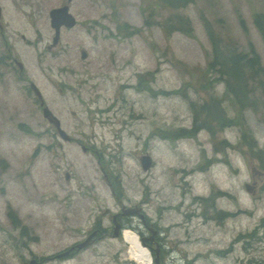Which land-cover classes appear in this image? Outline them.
I'll return each instance as SVG.
<instances>
[{
  "label": "rangeland",
  "instance_id": "obj_1",
  "mask_svg": "<svg viewBox=\"0 0 264 264\" xmlns=\"http://www.w3.org/2000/svg\"><path fill=\"white\" fill-rule=\"evenodd\" d=\"M66 3L0 0V220L10 205L34 227L42 264H143L125 237L142 239L148 224L173 250L159 264H264V164L242 137L264 152V109L238 112L227 97L220 116L230 125L214 122L213 132L193 108L226 91L209 69L207 24L245 53L253 46L264 68L253 18L264 0H194L178 10L157 0H73L77 24L63 27L54 46L50 11ZM176 11L191 19L192 35L162 27ZM31 82L78 142L55 134ZM195 118L205 129L186 135ZM122 205L143 214L126 215L124 239L111 229ZM97 225L109 234L66 260L53 257ZM2 241L0 230V264H23Z\"/></svg>",
  "mask_w": 264,
  "mask_h": 264
},
{
  "label": "trees",
  "instance_id": "obj_2",
  "mask_svg": "<svg viewBox=\"0 0 264 264\" xmlns=\"http://www.w3.org/2000/svg\"><path fill=\"white\" fill-rule=\"evenodd\" d=\"M157 2L164 7L178 10L182 7H186L194 2V0H157ZM253 18L254 24L264 41V12L256 11ZM161 25L170 34L175 31H182L192 35L194 31L191 19L186 15L177 13V11L172 12L167 18H165ZM242 25L245 28L244 22H242ZM207 28L213 44V55L212 60L209 62V69L215 66L214 68L219 73L216 80L225 83L226 96L231 98L233 104L238 108V112L246 109H252L256 112L262 111L264 109V98L262 97V95H264V68L260 55L253 46H251V51L249 53L243 52L232 40H224L217 34L215 35L214 30L209 24H207ZM211 99L212 97L209 99V102L214 103L220 110L219 114L223 116V99ZM193 108L196 115L200 116V119H205V122L201 124V127H207L208 125L212 128L211 131L214 132L215 129L213 125L215 124L214 122H216L218 123V130H221L222 116L217 115L211 108L203 110L202 108H197L195 105ZM197 123L198 120L196 119V128H194V130L190 129L189 131H182H186V135H195V132H197L198 129ZM242 137L244 140L249 141L248 144L251 147V151L264 164V152L262 149H256V145H254L252 141L254 138L247 132H243ZM154 255L156 257V254Z\"/></svg>",
  "mask_w": 264,
  "mask_h": 264
},
{
  "label": "flooded vegetation",
  "instance_id": "obj_3",
  "mask_svg": "<svg viewBox=\"0 0 264 264\" xmlns=\"http://www.w3.org/2000/svg\"><path fill=\"white\" fill-rule=\"evenodd\" d=\"M70 3L71 2H68V0H67V3L64 5H69ZM64 5H62V6H64ZM62 6H60V7H62ZM56 8H58V7H56ZM69 10H70V5H69ZM73 16H74V14H73ZM76 24H77V19H76L75 25ZM51 25H52V23H51ZM63 27L71 28V27H66V26L62 25L60 30ZM5 28H6V25L4 23L3 9L0 5V34L2 36H4ZM54 30H55V28H54ZM60 35H61V33H60ZM4 63H5V60H4ZM30 87H31V85H30ZM31 90L34 92L32 87H31ZM34 94H35V92H34ZM209 96H210L209 99L212 97L211 100L216 99L215 94L210 93ZM219 97H220V99H223V101L226 100V98H227L225 93H223ZM223 101H222V104H223ZM39 103H40V100H39ZM40 106H41V103H40ZM195 106H197V108H199L198 105H195ZM41 108H42V106H41ZM200 108H202L203 110H205V109L208 110L211 108L217 115L220 116V114H219L220 110L217 108V106L214 103H210L209 101L205 102L204 104H202L200 106ZM221 124H222V130L226 129L230 125L229 122H221ZM51 125L55 129V134H58V136L61 138L57 128L53 124H51ZM61 126L63 129H65L63 127L62 122H61ZM195 127H196V125L194 122L193 128H195ZM202 129H205V128H200L199 130H197V132L201 131ZM74 141L78 142L77 139H74L72 137L71 141H66V142L71 143ZM57 143L60 144L59 140ZM87 149L88 148L86 146H84V150H87ZM153 165H154V163L152 164V166ZM11 207L12 206H10V205L6 206V211H5L6 221L2 222L0 220V230L3 231V241H2L3 252H9L10 251V252L18 253L16 255H19L20 257H22L23 264H42L43 263L42 254L38 253V251H40V249L37 251V249L34 248L35 244L38 245L40 243V241L37 240L39 238L38 234L35 235L33 233L34 227L29 226L26 221L22 220L19 213L15 212ZM122 207H123L122 211L115 213L116 221L121 225V230L124 227L128 226V222L124 221V219L125 218L127 219L128 217L126 215H123V210L126 207H125V205H122ZM135 208L137 209V212L135 215H140L141 217H143V214L140 213V209H142L141 206H136ZM112 218L114 219L113 216H112ZM112 222L114 224L113 220H112ZM114 226H115V224H114ZM114 226L111 228L113 230V232H114ZM145 229H147V230L146 231L145 230H141V231L139 230L142 234V239H144L145 244H148L153 249L156 256H157L156 251L159 250V255L162 256L163 259L173 258L172 248L166 247V244L168 243V241H167L166 237L162 236V228H160V226L157 224H156V226L154 224H148L147 226H145ZM107 231L108 230L106 228H104L102 225H97L96 227H94L93 230L90 232V234H88L89 236H91V239H90L91 243L95 242L98 239H102V238L106 237L109 234V233H107ZM124 231H125V229L123 230V232ZM122 236H123V233H122ZM123 239H124V237H123ZM82 242H79V243H82ZM79 243H74L72 246H70L64 250L58 251L53 257L65 259V258H70V257L74 256V254L76 252H79L80 250L83 249V248L82 249L78 248L77 245ZM84 248H87V246ZM65 260H63V261H65Z\"/></svg>",
  "mask_w": 264,
  "mask_h": 264
},
{
  "label": "water",
  "instance_id": "obj_4",
  "mask_svg": "<svg viewBox=\"0 0 264 264\" xmlns=\"http://www.w3.org/2000/svg\"><path fill=\"white\" fill-rule=\"evenodd\" d=\"M73 0H68V2H72ZM50 17H51V23L53 28H55V35L53 37V45H56L60 39V33H61V26L64 25L66 27H73L76 23V18L73 16V14L69 10V5H64L62 7L54 8L50 11ZM83 56H86V52H83ZM17 64L19 65L20 69L23 70V64L20 61H17ZM31 87L34 90L36 96L40 100L41 106H42V113L43 116L49 121V123L53 124L58 132L61 138L65 141H71L72 137L69 135V133L62 128L61 126V121L60 119L51 111V109L45 105V100L43 97L42 92L40 89L37 87V85L34 82H31ZM141 164L143 169L148 170L151 168L153 164L152 157L149 154L143 155L141 158ZM247 188L249 186L247 185ZM137 212L136 208L133 207H126L123 210V215H135ZM114 232H113V237H118L120 236L121 233V225L116 221V215H114ZM91 236H89L85 241L82 243H79L77 246L79 249H82L86 246H89L91 243L90 241ZM144 241V239H142ZM157 252V257L155 258V263L159 264V250Z\"/></svg>",
  "mask_w": 264,
  "mask_h": 264
},
{
  "label": "bare ground",
  "instance_id": "obj_5",
  "mask_svg": "<svg viewBox=\"0 0 264 264\" xmlns=\"http://www.w3.org/2000/svg\"><path fill=\"white\" fill-rule=\"evenodd\" d=\"M125 232V231H124ZM124 232H123V237H124ZM133 235L135 238H136V240L137 241H139L140 242V245H142V247L144 246L143 244H142V242H141V239H140V236L138 237V235H136V234H134V233H129V234H127L126 235V237H125V240L128 242V244L130 245V247L136 252V253H138L137 254V256H139V258L141 259V261L143 262V264H154V260H153V256H152V253L151 252H149L147 249H145L144 247H143V251L141 252H137V250L134 248V247H132V245H131V243H129V241H128V237L127 236H129V235ZM130 237V236H129ZM136 240L134 239V241L136 242ZM137 243V242H136Z\"/></svg>",
  "mask_w": 264,
  "mask_h": 264
}]
</instances>
